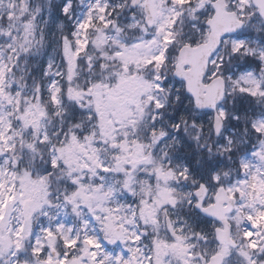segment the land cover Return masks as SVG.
I'll return each instance as SVG.
<instances>
[{"label":"snow or ice","instance_id":"snow-or-ice-1","mask_svg":"<svg viewBox=\"0 0 264 264\" xmlns=\"http://www.w3.org/2000/svg\"><path fill=\"white\" fill-rule=\"evenodd\" d=\"M0 264H264V0H0Z\"/></svg>","mask_w":264,"mask_h":264}]
</instances>
